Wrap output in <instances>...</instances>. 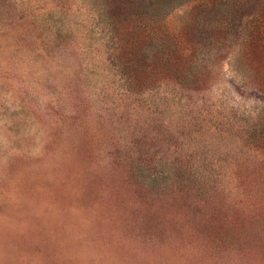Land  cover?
I'll return each instance as SVG.
<instances>
[{
    "label": "rangeland",
    "instance_id": "1",
    "mask_svg": "<svg viewBox=\"0 0 264 264\" xmlns=\"http://www.w3.org/2000/svg\"><path fill=\"white\" fill-rule=\"evenodd\" d=\"M226 1L0 0V264H264V10Z\"/></svg>",
    "mask_w": 264,
    "mask_h": 264
},
{
    "label": "trees",
    "instance_id": "2",
    "mask_svg": "<svg viewBox=\"0 0 264 264\" xmlns=\"http://www.w3.org/2000/svg\"><path fill=\"white\" fill-rule=\"evenodd\" d=\"M112 1V4H104V8L111 22H114V20L123 22L122 24L133 22L135 24L133 26L134 28L142 30L143 26L141 22L143 20H154L160 15V13L168 11L174 6L180 4L183 0ZM225 6L230 10L231 14L234 16V19L241 23L245 16L252 14L254 11H263L264 0H227ZM245 33L244 36L247 38V42L249 44L251 41L249 38L252 31L245 30Z\"/></svg>",
    "mask_w": 264,
    "mask_h": 264
}]
</instances>
